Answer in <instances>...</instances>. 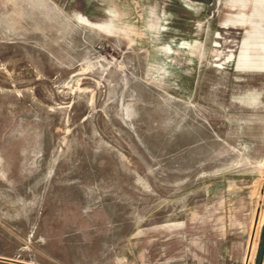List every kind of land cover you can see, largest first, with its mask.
<instances>
[{
	"label": "rangeland",
	"instance_id": "rangeland-1",
	"mask_svg": "<svg viewBox=\"0 0 264 264\" xmlns=\"http://www.w3.org/2000/svg\"><path fill=\"white\" fill-rule=\"evenodd\" d=\"M263 229L264 0H0V264H256Z\"/></svg>",
	"mask_w": 264,
	"mask_h": 264
},
{
	"label": "water",
	"instance_id": "water-1",
	"mask_svg": "<svg viewBox=\"0 0 264 264\" xmlns=\"http://www.w3.org/2000/svg\"><path fill=\"white\" fill-rule=\"evenodd\" d=\"M263 255H264V229H263L262 238H261V242L259 246L256 264L262 263ZM0 259H3V258H0Z\"/></svg>",
	"mask_w": 264,
	"mask_h": 264
}]
</instances>
